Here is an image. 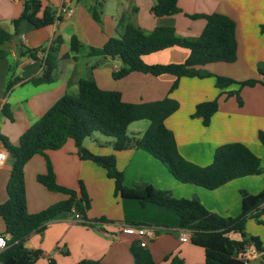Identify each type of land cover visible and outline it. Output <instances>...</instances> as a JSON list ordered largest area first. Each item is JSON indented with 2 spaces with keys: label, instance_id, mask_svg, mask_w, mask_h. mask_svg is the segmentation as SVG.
I'll return each mask as SVG.
<instances>
[{
  "label": "crops",
  "instance_id": "0c3cea01",
  "mask_svg": "<svg viewBox=\"0 0 264 264\" xmlns=\"http://www.w3.org/2000/svg\"><path fill=\"white\" fill-rule=\"evenodd\" d=\"M40 1L59 12L61 20L40 28L23 21L19 25L20 33L1 45L7 55L0 58V108L7 103L11 118L2 115L0 136L11 144L16 145L20 135L57 98L64 93L75 94L77 80L90 72L100 88L118 91L126 102L154 101L165 96L176 99L179 107L166 117L164 124L173 132L178 151L185 159L198 165H207L212 161L214 149L218 145L239 141L264 160V146L257 135L259 130L264 131L262 84L241 87L239 95L242 104L239 105L234 95L224 93L237 89L236 84L220 90L214 86L211 77L183 76L178 79L177 87L169 91L175 80L171 74L152 75L132 71L115 79L111 72L120 67L118 59H102L88 54L90 47H100L108 38L122 31V26H117L120 18L145 32L157 26H173L181 37H196L202 31L205 20L191 16L218 12L235 21L236 59L233 62L215 61L195 67L236 80L249 76L261 78L256 65L264 61V31L260 28L264 24V0H177L179 11L161 16L151 10L154 0ZM92 6L99 21L91 15ZM22 7V0H0V27L12 33V20L20 15ZM69 9L72 11L68 12ZM56 35L62 37V44L53 81L35 85L41 87L37 97L36 94L27 95L21 90L16 92L17 88L29 83L26 80L41 73L45 53L38 48L46 46ZM72 36H76L80 44L77 52L70 50ZM20 46L37 49L34 57L23 53ZM189 52L185 47L174 45L146 54L142 59L148 64L180 63L188 57ZM81 56L95 58H88V62H91L85 63L82 70L79 64ZM13 78L18 80L6 91L8 80ZM213 98L218 99V109L205 126L200 118L191 117V114L198 102ZM183 108L186 114H181ZM86 139L83 145L91 152L114 155L117 169L123 172L124 185L149 183L170 191L175 197L194 196L208 210L222 216H237L240 213V190L253 194L264 190L263 174L238 177L211 190L192 183H181L161 161L142 149L113 150L101 147V142L106 140L93 136L95 144H92ZM47 162L59 185L78 191L80 182L83 184L90 199V207L86 212L88 220L103 217L105 221H95L90 226L73 220L70 215L48 221L42 231L32 233L24 243L28 248L42 250V256L34 264H47L49 257L54 258L56 264H75L81 259H96L105 264H134L129 247L136 238L122 232L120 228L121 224L132 222L153 228V236L147 239L144 248L157 264H172L174 261L177 264H203V248L190 240H180L184 228L178 226L177 216L172 211L152 203L142 206L135 199L114 195L113 180L94 162L81 159L70 138L60 148L34 154L26 161L24 184L28 212H38L68 197L67 194L48 190L36 180L37 174L46 172ZM9 174L10 166L5 160L0 164V203L7 197L5 186ZM261 219L264 221V214ZM4 229V221L0 216V233H4ZM245 232L258 236L264 246L263 224L249 219ZM229 236L236 240L241 238L239 233L234 232ZM247 264H264V256L252 247Z\"/></svg>",
  "mask_w": 264,
  "mask_h": 264
},
{
  "label": "trees",
  "instance_id": "16d2710c",
  "mask_svg": "<svg viewBox=\"0 0 264 264\" xmlns=\"http://www.w3.org/2000/svg\"><path fill=\"white\" fill-rule=\"evenodd\" d=\"M20 15L12 20L13 32L0 27V58L7 52L1 45L20 33L19 25L26 21L35 28H40L61 20V15L40 0H22ZM152 12L157 15H170L179 11L177 0H154ZM91 15L99 21V16L91 7ZM193 18H203L205 25L196 37H181L176 34L173 26H157L145 32L131 22L120 18L117 26L122 31L108 38L100 47H90L89 55L103 58L118 59L120 67L112 70L113 78L118 79L132 71H141L152 75L171 74L175 80L169 91L175 89L180 77H213L214 86L223 90L231 84L238 89L243 86H253L257 83L264 86V61L258 62L256 71L261 78H234L214 74L195 66L223 61L233 62L236 59L235 21L222 13L192 15ZM264 31V24L261 25ZM62 44V37L56 35L46 46H41L45 55L43 68L39 75L26 80L33 85L53 81L54 70L57 67V55ZM180 46L189 49L188 57L180 63H145L142 57L170 46ZM79 41L76 36L70 39V50L77 52ZM34 57L35 48H23ZM66 56H64L65 58ZM91 66L90 68H92ZM89 68V69H90ZM18 80L9 79L6 91ZM238 89L227 90L228 96L235 95L239 105L242 100ZM221 92V91H220ZM179 107L176 99L165 96L160 100L146 102L123 101L118 91L100 88L88 72L86 77L77 80L75 94L64 93L57 98L47 110L35 120L19 137L16 145L0 136L8 151L7 163L10 174L5 186L7 197L0 203V216L4 221V233L8 234L7 247L0 252V264H34L42 256L41 249L25 246L26 239L34 232L42 231L46 223L56 218L72 216L76 210L81 216V224L93 225L95 221H105L101 217L88 220L86 212L90 207V199L80 182L78 191L59 185L47 162L46 172L36 175V180L50 191L67 194L66 199L55 202L38 212L30 213L26 208L24 184V165L34 154H42L46 150L60 148L66 139L73 140L78 155L87 159L102 169L107 177L113 180L114 195L122 198L135 199L140 205L155 204L172 211L178 219L180 228L190 231V241L203 248V264H245L239 257L245 246L253 248L264 256V246L258 236L245 232L247 219L264 224L261 215L264 214V190L249 193L240 190L241 211L237 216H222L208 210L197 197H175L168 190L156 188L149 183H135L126 186L123 183V172L116 167L113 154H95L83 145L84 139L93 132L113 137V150L139 148L161 161L172 176L181 183H192L206 189H215L232 179L246 175H264L262 160L249 147L239 141L226 142L218 145L213 152L212 161L207 165H198L185 159L178 151L173 132L166 127L164 120ZM218 109V99L200 101L195 105L191 117L201 119L203 125H208L211 116ZM1 112L11 118L8 104L4 103ZM147 119L149 124L139 137H129L126 133L130 123ZM258 139L264 146V131H258ZM136 224V223H131ZM239 233L240 239L229 236ZM134 264H157L150 252L139 245L138 240L132 241L129 247ZM47 264H56L49 257ZM75 264H105L96 259H81ZM172 264H177L176 261Z\"/></svg>",
  "mask_w": 264,
  "mask_h": 264
},
{
  "label": "built area",
  "instance_id": "2783aa9c",
  "mask_svg": "<svg viewBox=\"0 0 264 264\" xmlns=\"http://www.w3.org/2000/svg\"><path fill=\"white\" fill-rule=\"evenodd\" d=\"M72 9H69L68 12H71ZM8 156V151L4 147L2 141L0 140V164L3 163ZM72 219L75 221H81V216L76 210H72ZM121 231L132 235L138 240L140 246L145 247L147 239L153 236V228L151 226L143 225V224H131L124 223L120 225ZM7 239L8 235L5 233H0V252H2L7 247ZM180 240L189 241L190 240V231L188 229H184L180 234ZM252 245H247L243 249V251L239 254V257L247 264L248 255L251 251Z\"/></svg>",
  "mask_w": 264,
  "mask_h": 264
},
{
  "label": "rangeland",
  "instance_id": "374dc122",
  "mask_svg": "<svg viewBox=\"0 0 264 264\" xmlns=\"http://www.w3.org/2000/svg\"><path fill=\"white\" fill-rule=\"evenodd\" d=\"M88 58H95V57H93V56H91V57H88V56L79 57V64L81 65L82 70L84 69V64L85 63H90L91 62V61L88 62ZM83 75H84L83 77H86L85 74H83ZM228 77H230V76H228ZM211 78H212L213 84H214V78L213 77H211ZM248 78H255V77L249 76ZM240 88L238 89V87H237L238 91L240 90ZM19 90L23 91L24 93H27V95L36 94V97H37V96H39V95H37V93H38V91L41 90V87H39V86L37 87V86H35V85L31 84V83H28L27 85H25L22 88H17L16 92H19ZM238 94H239V92H238ZM235 98H236V96H235ZM183 99H184V101L186 100V98H183ZM185 110L186 109L183 108V111H182L181 114H186ZM2 115H3V113H0V119L2 118ZM148 124H149V121L147 119H140V120L133 121L132 123L129 124L126 133H127V135L129 137H139L141 135V133L147 128ZM93 136H96L97 138H99L101 140H106V141H102L101 142V147H103V148H112L111 141L113 140V137L102 135L99 132H93V134L90 137H87L86 140L89 141L92 144H95V140L93 139ZM262 165L264 166V160H262ZM249 219H251V218H249ZM249 219H247V221ZM252 220L255 222L254 219H252ZM247 221H246V223H247ZM246 223H245V225H246Z\"/></svg>",
  "mask_w": 264,
  "mask_h": 264
}]
</instances>
